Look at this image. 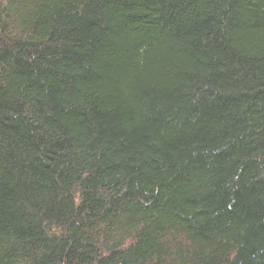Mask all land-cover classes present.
Returning <instances> with one entry per match:
<instances>
[{
    "label": "trees",
    "instance_id": "1",
    "mask_svg": "<svg viewBox=\"0 0 264 264\" xmlns=\"http://www.w3.org/2000/svg\"><path fill=\"white\" fill-rule=\"evenodd\" d=\"M0 264H264V0H0Z\"/></svg>",
    "mask_w": 264,
    "mask_h": 264
}]
</instances>
